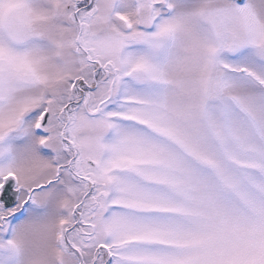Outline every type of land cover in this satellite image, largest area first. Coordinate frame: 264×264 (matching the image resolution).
<instances>
[{
	"label": "snow or ice",
	"instance_id": "obj_1",
	"mask_svg": "<svg viewBox=\"0 0 264 264\" xmlns=\"http://www.w3.org/2000/svg\"><path fill=\"white\" fill-rule=\"evenodd\" d=\"M0 264H264V0H0Z\"/></svg>",
	"mask_w": 264,
	"mask_h": 264
}]
</instances>
